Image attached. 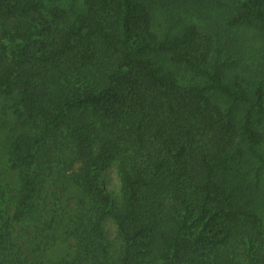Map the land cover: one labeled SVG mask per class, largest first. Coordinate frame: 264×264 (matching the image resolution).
Segmentation results:
<instances>
[{
    "label": "trees",
    "instance_id": "trees-1",
    "mask_svg": "<svg viewBox=\"0 0 264 264\" xmlns=\"http://www.w3.org/2000/svg\"><path fill=\"white\" fill-rule=\"evenodd\" d=\"M199 1L210 2L178 0L159 38L152 30L157 0H84L82 9L77 0L68 8L0 0L9 17L0 20V92H19L32 122L9 152L19 170L14 216L33 217L43 174L32 172L29 158L39 147L70 149L81 162L87 205L69 231L82 239L61 264H264L260 209L241 169L245 157L257 159L258 183L264 151L255 117H264V77L254 75L261 63L243 56L246 40L200 31L208 24L185 7ZM238 1L225 23L252 26L264 39V0ZM88 10L106 13L108 24L91 21ZM110 157L118 195L100 177ZM107 216L117 225L114 251ZM237 245L245 259L236 258Z\"/></svg>",
    "mask_w": 264,
    "mask_h": 264
},
{
    "label": "rangeland",
    "instance_id": "rangeland-1",
    "mask_svg": "<svg viewBox=\"0 0 264 264\" xmlns=\"http://www.w3.org/2000/svg\"><path fill=\"white\" fill-rule=\"evenodd\" d=\"M77 1L78 9H82L84 0ZM167 1H171V12H163L159 8ZM177 1L157 0L155 10L153 9L152 30L159 38L164 37L163 34L169 24L174 22L175 18L173 16H176L178 10ZM238 2V0H222L221 3L215 0H210V2L199 1V3H195L199 5L198 9H194L197 6L195 4L189 5L187 3L185 7L190 10H197L196 14L188 11L194 20L203 25L208 24L206 28H199L204 34L215 38L214 33L217 31L221 40L227 37H238L240 40L248 42L250 53L246 52L245 55H242L248 59L251 66L261 63L258 70H256L257 75H254V79L256 76L257 80L262 76L264 77V66L262 65L264 63L263 37L252 26L230 27L225 23ZM69 4L70 0H46L48 7L68 8ZM198 10L201 13L197 17ZM87 13L94 23L101 21L102 24H108L106 13H95V11L89 10ZM183 14L187 15V11ZM187 16L184 17V20H188ZM0 20H9V17L1 10ZM254 48H259L262 52L255 53ZM235 57H238V55L236 54ZM248 78L252 80L253 75ZM19 97L20 94L17 91L11 93L0 92V208H3L5 212V216L0 218V239L7 234L2 243L0 241V244L4 245L0 246V264H61V260L65 257L69 258L82 239V236L69 231L71 224L79 220L80 211L84 212L87 205L83 201L85 195L78 183V169L81 162L74 155V151L70 149L54 148L52 144L39 147L34 156L32 155L29 158L32 172L35 173L37 168L40 167L39 170L43 174V179L38 178L41 186L35 198L36 205L33 209V217L16 218L14 216L13 200L19 186V170L9 165V152L13 140L21 133L30 132L29 124L32 123L28 120L27 125L28 121L25 113L20 109L22 105L18 102ZM240 107L243 109V106ZM238 116H240L239 112L238 114L236 112V119L239 122L238 129L240 130L241 120ZM255 120L256 128L262 132V140L258 145L264 151V117L259 121L255 117ZM116 164V158L110 157L100 165L99 172L104 186L118 195L120 180ZM258 165L259 161L255 158L245 157L241 161V169L244 170V174L248 179L246 191L251 194L253 192L257 206L260 209L262 221L260 222L256 241L262 242L263 248H261V251L264 252V165L259 169L260 179L258 183H255L256 175L254 171L258 169ZM78 208H80L79 211ZM65 219L67 221H64ZM102 224L110 249L114 251L116 242H118L117 225L110 216L104 218ZM215 226L216 224L211 227V231L214 230ZM234 236L240 242V235ZM235 253L236 258L245 259L243 245H237ZM255 253L258 255L260 249L255 248Z\"/></svg>",
    "mask_w": 264,
    "mask_h": 264
}]
</instances>
